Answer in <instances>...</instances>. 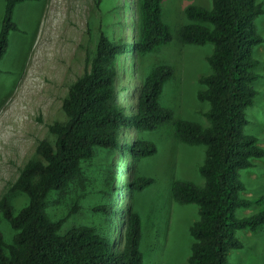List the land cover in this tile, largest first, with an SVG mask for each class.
<instances>
[{
  "label": "trees",
  "instance_id": "trees-1",
  "mask_svg": "<svg viewBox=\"0 0 264 264\" xmlns=\"http://www.w3.org/2000/svg\"><path fill=\"white\" fill-rule=\"evenodd\" d=\"M40 0H4L0 24V60L8 47L10 31L17 30L13 12L18 4ZM165 0H139L140 27L136 40L114 43L102 31L95 52L86 58V68L69 87L62 101L63 123L48 126L54 136L38 141L40 159H29L7 192L0 197V213L14 231L10 240L0 231V264H142L141 220L130 212L122 231L96 232L80 225L59 232L66 216L51 220L46 213L51 191H64L89 160L96 147L130 151L137 157L155 153L152 142L137 139L122 144V129L152 131L172 123L175 137L186 145L203 147L198 165L202 184L176 180L171 195L179 204H194L198 217L189 226L191 237L187 264H229V254L241 249L237 231L252 233L264 229V197L243 195L246 189L241 171L264 155L257 139L246 134L247 108L254 102L253 81L259 61L255 49L263 42L256 31V19L264 13L257 0H211L209 8L190 4L184 8L188 22L177 32L182 43L211 44L205 60L209 73L201 75L196 97L208 108L201 112L207 124L176 119L160 104L163 85L172 77L166 64L154 67L138 85L128 112L117 103L115 61L122 53H147L169 43L173 35L162 18ZM132 8V7H129ZM133 36V34H132ZM133 65V64H132ZM149 177H137L129 186L141 190L151 184ZM24 193L27 202L16 212L10 194ZM254 207L249 214H241ZM93 212L112 217L117 209L99 204ZM115 237V240L111 237Z\"/></svg>",
  "mask_w": 264,
  "mask_h": 264
},
{
  "label": "rangeland",
  "instance_id": "rangeland-1",
  "mask_svg": "<svg viewBox=\"0 0 264 264\" xmlns=\"http://www.w3.org/2000/svg\"><path fill=\"white\" fill-rule=\"evenodd\" d=\"M257 1L264 9V0ZM190 4L209 8L211 0H165L162 18L172 40L153 51L122 53L116 59L117 85L126 89L116 91V101L128 112L134 110L132 99L142 79L154 67L166 64L173 68V75L163 85L160 104L172 111L173 120L207 124L201 112L208 104L199 101L196 93L201 87L198 78L209 73L205 57L211 44L182 43L177 37L178 29L188 22L184 8ZM3 11L4 0H0V24ZM13 20L17 30L10 31L7 51L0 60V197L29 159H40L35 152L38 141L54 140L48 126L66 120L62 101L70 85L83 74L100 32L117 44L136 40L139 0L21 3L14 9ZM255 24L263 38L255 49L259 61L255 71L260 77L253 81L257 94L246 110L244 131L264 149V13ZM173 130L172 123L152 131L122 129V144L142 139L155 145V153L146 157L96 147L67 188L51 191L47 197L45 210L51 220L67 215L59 232L80 225L92 226L98 233L122 231L130 212H136L141 220L142 264H187L191 243L188 228L198 217L197 208L175 202L171 185L176 180L201 185L197 167L204 153L202 146L180 142ZM241 175L246 186L243 195L264 197V155L253 159V166L242 170ZM140 176L151 178V184L141 190L131 188L129 184ZM10 202L16 213L27 197L15 192L10 194ZM99 204H111L117 213L107 217L93 212ZM253 210L246 208L241 214ZM0 231L7 240L14 234L1 213ZM237 235L244 246L230 252L229 264H264V229L256 233L240 230ZM111 237L115 240L113 234Z\"/></svg>",
  "mask_w": 264,
  "mask_h": 264
},
{
  "label": "crops",
  "instance_id": "crops-1",
  "mask_svg": "<svg viewBox=\"0 0 264 264\" xmlns=\"http://www.w3.org/2000/svg\"><path fill=\"white\" fill-rule=\"evenodd\" d=\"M24 4L30 5V4H31V2H27V3H24ZM21 7H22V6H21Z\"/></svg>",
  "mask_w": 264,
  "mask_h": 264
}]
</instances>
